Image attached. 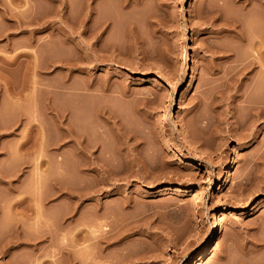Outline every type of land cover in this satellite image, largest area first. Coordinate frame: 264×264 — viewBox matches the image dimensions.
<instances>
[{
	"label": "rangeland",
	"instance_id": "rangeland-1",
	"mask_svg": "<svg viewBox=\"0 0 264 264\" xmlns=\"http://www.w3.org/2000/svg\"><path fill=\"white\" fill-rule=\"evenodd\" d=\"M0 174V264H264V0H0Z\"/></svg>",
	"mask_w": 264,
	"mask_h": 264
},
{
	"label": "bare ground",
	"instance_id": "bare-ground-1",
	"mask_svg": "<svg viewBox=\"0 0 264 264\" xmlns=\"http://www.w3.org/2000/svg\"><path fill=\"white\" fill-rule=\"evenodd\" d=\"M180 136H181V140L183 141V143L185 144V145H187V146H189L192 150H194L195 152H197V148H196V145H194L193 144V142L191 141V139L190 138H188L189 136L187 135V133H185V131H183V132H181L180 133ZM168 150L169 151H171L173 154H178L179 153V151L176 149V148H174V147H171V146H168ZM198 154H199V151H198ZM200 156H201V154H200ZM234 163V160H232L231 161V164H230V166L232 165ZM1 175V174H0ZM262 177V176H261ZM264 177V176H263ZM1 178V177H0ZM260 178V177H259ZM221 184H222V181L220 180V186H219V188H221ZM173 189V187H171V186H169V185H167V187H164L162 190H172ZM27 198V197H26ZM30 197H28L27 199H29ZM31 198H32V196H31ZM30 200V199H29ZM29 203H31V201L29 202ZM33 204V203H32ZM31 207V206H30ZM31 209V208H30ZM39 209V208H38ZM38 213V212H37ZM223 213V210L221 211V214ZM45 224V223H44ZM94 230V229H93ZM96 230V229H95ZM94 230V231H95ZM86 231V230H85ZM86 233V232H85ZM84 233V236L82 237L83 239V242H88V240H90V239H92V237H90L91 235H89L90 233H92V232H90L89 231V233H86L85 234ZM216 233H217V223H215L214 224V230H213V232H212V234H211V242H212V245L210 246L211 247V249L209 248L205 253H201V254H199L197 257H196V259L194 260V262H193V264H203V262H204V259L207 257V256H209L208 258H211L212 257V252L214 251V248H215V245H216ZM45 235V234H44ZM94 235V234H93ZM92 235V236H93ZM113 235V234H112ZM116 235V234H115ZM104 235H102V237H103ZM42 237V236H41ZM101 237V236H100ZM118 237V236H117ZM116 237V238H117ZM26 238V237H25ZM24 238V239H25ZM93 238H97V240H96V242H98V243H101L102 242V240L104 241V239H105V241L104 242H106L107 241V239L108 238H110V239H112V238H114V237H108L107 238V236H104L103 238H98L97 236H93ZM28 239H29V237H28ZM43 239H44V237H43ZM45 239H46V237H45ZM44 239V240H45ZM26 240V239H25ZM109 241V240H108ZM93 242H94V239H93ZM95 242V243H96ZM90 243V242H89ZM84 244H86V243H84ZM83 245V244H82ZM90 245V244H89ZM92 245H93V243H92ZM98 245V244H97ZM101 245V244H100ZM96 246V245H95ZM103 246V245H102ZM105 247V246H104ZM88 248H90V247H88L87 245H84V251L82 250V252H83V254L85 253V262L86 261H89V258H88V254L90 253V251H89V253H88ZM83 249V248H82ZM91 249V248H90ZM92 249H93V247H92ZM91 249V250H92ZM102 250V249H101ZM93 253V252H92ZM101 253V252H100ZM197 253H200V251H198ZM214 253V252H213ZM87 254V255H86ZM98 254V253H97ZM109 254V253H108ZM94 255V254H93ZM103 255H105V254H103ZM102 255V256H103ZM143 255V254H142ZM97 256V255H96ZM94 257V256H93ZM99 257V256H98ZM129 258V257H128ZM131 259H134V258H132V257H130ZM129 258V259H130ZM138 258V257H137ZM137 258H136V260H137ZM142 258V257H141ZM207 258V259H208ZM88 259V260H87ZM128 259V260H129ZM94 260V259H93ZM91 261V260H90ZM96 261V260H95ZM131 261V260H130ZM103 262V261H102ZM99 263V262H98ZM98 263H96V264H98ZM101 263V262H100ZM127 263V262H126ZM85 264V263H84ZM92 264V263H91ZM102 264V263H101ZM109 264V263H108ZM111 264V263H110Z\"/></svg>",
	"mask_w": 264,
	"mask_h": 264
}]
</instances>
